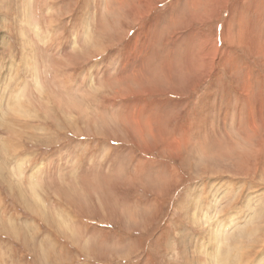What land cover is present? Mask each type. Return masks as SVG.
Masks as SVG:
<instances>
[{"label":"rangeland","instance_id":"obj_1","mask_svg":"<svg viewBox=\"0 0 264 264\" xmlns=\"http://www.w3.org/2000/svg\"><path fill=\"white\" fill-rule=\"evenodd\" d=\"M0 264H264V0H0Z\"/></svg>","mask_w":264,"mask_h":264},{"label":"bare ground","instance_id":"obj_2","mask_svg":"<svg viewBox=\"0 0 264 264\" xmlns=\"http://www.w3.org/2000/svg\"><path fill=\"white\" fill-rule=\"evenodd\" d=\"M143 57H144V56H143ZM189 61H190V60H189ZM190 65H191V64H190ZM128 66H129V65H128ZM136 68H137V67H136ZM189 68H190V66L188 65V66H187V69H189ZM162 69H163V68H162ZM124 70H125V69H124ZM137 71H138V70H137ZM185 71H186V70H185ZM134 72H136L135 69H134L133 72H131V74H134ZM140 72H141V71H140ZM127 73H128V72H127ZM167 73H168V72H167ZM124 77H127L128 79L130 78V77L127 76V75H124L123 78H124ZM132 78H133V77H132ZM121 80H122V79H121ZM131 80H133V79H131ZM124 81H125V80H124ZM128 81H129V80H128ZM8 105H9V104H8ZM8 105H7V106H8ZM13 121H17V120H13ZM169 141H170V140H169Z\"/></svg>","mask_w":264,"mask_h":264},{"label":"crops","instance_id":"obj_3","mask_svg":"<svg viewBox=\"0 0 264 264\" xmlns=\"http://www.w3.org/2000/svg\"><path fill=\"white\" fill-rule=\"evenodd\" d=\"M188 37V36H187ZM178 109H180L179 107H178ZM159 197H161L160 195H159Z\"/></svg>","mask_w":264,"mask_h":264}]
</instances>
